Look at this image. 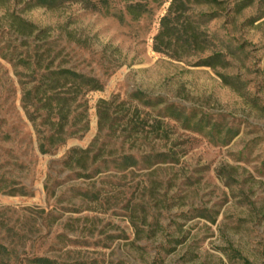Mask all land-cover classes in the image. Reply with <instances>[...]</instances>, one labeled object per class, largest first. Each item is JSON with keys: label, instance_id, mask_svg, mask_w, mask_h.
<instances>
[{"label": "rangeland", "instance_id": "374dc122", "mask_svg": "<svg viewBox=\"0 0 264 264\" xmlns=\"http://www.w3.org/2000/svg\"><path fill=\"white\" fill-rule=\"evenodd\" d=\"M88 1L0 0V264H264L261 0L194 6L189 50L156 40L170 0Z\"/></svg>", "mask_w": 264, "mask_h": 264}, {"label": "trees", "instance_id": "16d2710c", "mask_svg": "<svg viewBox=\"0 0 264 264\" xmlns=\"http://www.w3.org/2000/svg\"><path fill=\"white\" fill-rule=\"evenodd\" d=\"M38 1L43 5H49L52 2V0ZM119 2L123 4V7L119 10L116 9V5L118 4L116 0H99L97 3L88 1V4L96 12H103L106 15L116 17L120 21H124L126 16H129L133 20H139L143 17L153 15V6H161L165 0H119ZM252 2V0H170L166 15L161 18V29L156 40L159 41L161 39V42L167 41V45L169 46L172 44L181 50H189L194 48L199 42V33L195 26L205 24V21H203L204 17H208V21L218 17L216 13L208 15L201 14L199 15L200 19H195L190 14L194 6L220 8L225 5V10L228 11L230 16L241 13ZM261 3L264 7V0H261ZM208 62L205 60L203 64L211 66ZM54 74L83 85H91L90 79L69 70L54 72ZM165 114L166 117L174 118L175 120H184L186 123L191 121L190 115L185 117L181 110L173 106L166 107ZM58 126L63 130L64 123L60 121ZM36 262L46 264L48 261L40 258Z\"/></svg>", "mask_w": 264, "mask_h": 264}]
</instances>
